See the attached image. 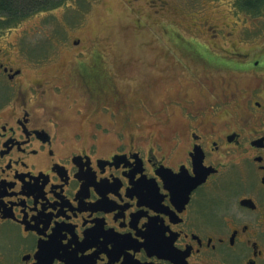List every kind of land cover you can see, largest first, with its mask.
<instances>
[{
	"label": "flooded vegetation",
	"instance_id": "flooded-vegetation-1",
	"mask_svg": "<svg viewBox=\"0 0 264 264\" xmlns=\"http://www.w3.org/2000/svg\"><path fill=\"white\" fill-rule=\"evenodd\" d=\"M17 25L0 22V264H264V52L232 43L249 55L237 60L208 41L179 44L189 52L173 63L205 97L165 102L184 117L155 136L132 120L107 61L77 50L87 125L69 134L44 102L68 84L44 74L50 57ZM207 72L206 88L196 77ZM239 74L257 81L234 88Z\"/></svg>",
	"mask_w": 264,
	"mask_h": 264
},
{
	"label": "rangeland",
	"instance_id": "rangeland-1",
	"mask_svg": "<svg viewBox=\"0 0 264 264\" xmlns=\"http://www.w3.org/2000/svg\"><path fill=\"white\" fill-rule=\"evenodd\" d=\"M162 1L159 8L155 5L157 0H153L154 5L150 0H66L63 5L33 12L16 23V29H28L23 38L31 42L32 52L37 57H50L47 66L41 68L44 74L54 83L68 84L59 92L48 86L44 102L60 107L69 134L74 129L86 131L87 125L77 111L85 103L76 85V73L70 68L79 58L75 55L77 50L91 51L107 61L116 85L135 106V110L131 109L132 120L139 124L141 121L142 132L155 136L170 133L174 123L184 117L174 103L171 106L165 102L170 103L179 95L205 97L188 83L190 70L173 63L179 55L189 52L179 44L208 41L210 54L237 60L249 55L240 53L232 43L255 49L252 53L264 52V5L252 12L234 5L236 0ZM206 25L214 26L209 31L215 34V40L204 31ZM227 31H231L230 36ZM75 37L79 38L77 44L71 43ZM214 71L217 75L223 73L212 68ZM212 72L196 78L207 88ZM246 77L238 76L232 86L257 81L253 74ZM204 101L189 104L190 110L197 112V106ZM161 116L164 123L158 120ZM214 119V114L205 116L207 124Z\"/></svg>",
	"mask_w": 264,
	"mask_h": 264
},
{
	"label": "trees",
	"instance_id": "trees-1",
	"mask_svg": "<svg viewBox=\"0 0 264 264\" xmlns=\"http://www.w3.org/2000/svg\"><path fill=\"white\" fill-rule=\"evenodd\" d=\"M66 0H0V22L4 24L17 23L20 18L33 12L54 8ZM241 9L256 12L264 5V0H236L234 5Z\"/></svg>",
	"mask_w": 264,
	"mask_h": 264
}]
</instances>
